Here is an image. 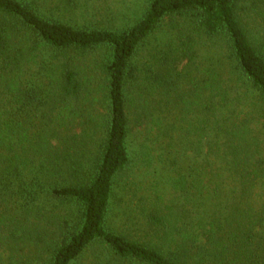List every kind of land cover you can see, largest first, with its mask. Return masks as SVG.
I'll return each instance as SVG.
<instances>
[{"label": "trees", "instance_id": "trees-1", "mask_svg": "<svg viewBox=\"0 0 264 264\" xmlns=\"http://www.w3.org/2000/svg\"><path fill=\"white\" fill-rule=\"evenodd\" d=\"M0 264H264V0H0Z\"/></svg>", "mask_w": 264, "mask_h": 264}, {"label": "rangeland", "instance_id": "rangeland-1", "mask_svg": "<svg viewBox=\"0 0 264 264\" xmlns=\"http://www.w3.org/2000/svg\"><path fill=\"white\" fill-rule=\"evenodd\" d=\"M115 9H116V13H117V15H119V14H122V13H124V12H127V11H129V9H130V7H127V8H124V7H121V6H116L115 7ZM121 18V17H120ZM131 170L130 171H128V172H126L125 174H123V176H122V180L120 181L121 182V184L123 183V181L126 179L127 181H129L130 179V175L133 173L134 175H135V177H134V179H135V181H136V183H137V180H138V178L139 177H141V175H142V172H141V170L139 169V168H137L136 166L135 167H132V168H130ZM131 171H132V173H131ZM145 180L146 179H144L143 178V180H142V182H141V186L143 185V183L145 182Z\"/></svg>", "mask_w": 264, "mask_h": 264}]
</instances>
